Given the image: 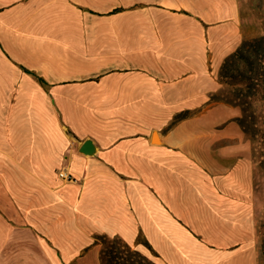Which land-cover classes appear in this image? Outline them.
I'll return each instance as SVG.
<instances>
[{"label":"crops","instance_id":"obj_1","mask_svg":"<svg viewBox=\"0 0 264 264\" xmlns=\"http://www.w3.org/2000/svg\"><path fill=\"white\" fill-rule=\"evenodd\" d=\"M244 18L241 0H0V264H102L99 236L156 264H261L253 144L211 101Z\"/></svg>","mask_w":264,"mask_h":264},{"label":"trees","instance_id":"obj_2","mask_svg":"<svg viewBox=\"0 0 264 264\" xmlns=\"http://www.w3.org/2000/svg\"><path fill=\"white\" fill-rule=\"evenodd\" d=\"M235 60L243 62L246 69L245 72H240V69H237L238 76L231 74V69H229ZM219 78L223 84L226 83L230 86L233 84L237 85L229 92L233 98L225 97L222 99L216 94L211 97V101L241 107L244 116L242 118H236L235 121L245 134L253 136L256 127H248L246 125L247 119L252 120L256 115V110H259V116L264 118V98L254 102L259 104L258 108L249 100V95L264 92V36L245 39L239 48L225 59L219 73ZM187 116L188 113L180 116L178 119H182V117L187 118ZM262 159L260 163L264 169V160ZM96 239L97 242H102L105 247L101 254L102 264H143L144 262L152 264L142 254L132 250L130 246L119 238L99 236ZM105 252L108 253L106 254ZM262 253L264 256V242L262 245Z\"/></svg>","mask_w":264,"mask_h":264},{"label":"rangeland","instance_id":"obj_3","mask_svg":"<svg viewBox=\"0 0 264 264\" xmlns=\"http://www.w3.org/2000/svg\"><path fill=\"white\" fill-rule=\"evenodd\" d=\"M242 3V10L244 16V24L248 27V31L250 35H255L251 38L261 37L264 36V0H241ZM249 38V39H251ZM231 74H235L238 76L237 69H240V72H245V65L240 60H235L233 65L230 66ZM223 89L218 93L219 98L228 97L230 99L233 96L229 93L233 87L237 86L227 85L226 83L223 84ZM250 96V101L252 103L259 101L260 99L264 98V92L262 93H253ZM256 106L259 107V104L254 103ZM234 106V105H232ZM238 107L241 111L240 116L238 118H242L244 116L243 109L239 106ZM238 124V123H237ZM239 125V124H238ZM246 125L248 127L255 126V134L253 136L247 135L248 139L253 142V157H254V164H255V187H256V202H257V238L259 244V256H260V263L264 264V256L262 253V245L264 242V169L261 167V159L264 160V118L259 116V110H256L255 117L251 119H247ZM102 243V242H100ZM123 248V247H122ZM105 249L104 245L102 244V251ZM106 254L108 252H105ZM140 253V252H139ZM105 254V255H106ZM141 254V253H140ZM143 255V254H142ZM148 262L152 264H156L152 258H149L147 255H143ZM106 258V257H105ZM109 264V263H106ZM147 264V263H143Z\"/></svg>","mask_w":264,"mask_h":264},{"label":"built area","instance_id":"obj_4","mask_svg":"<svg viewBox=\"0 0 264 264\" xmlns=\"http://www.w3.org/2000/svg\"><path fill=\"white\" fill-rule=\"evenodd\" d=\"M60 177H61L62 179H64V180H67V181L70 179V176L67 175L65 172H61V173H60Z\"/></svg>","mask_w":264,"mask_h":264}]
</instances>
